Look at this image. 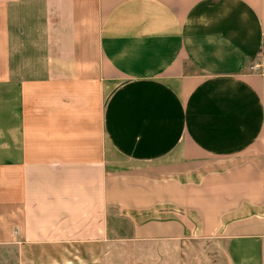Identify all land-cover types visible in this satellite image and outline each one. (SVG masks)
Wrapping results in <instances>:
<instances>
[{"label": "crops", "instance_id": "1", "mask_svg": "<svg viewBox=\"0 0 264 264\" xmlns=\"http://www.w3.org/2000/svg\"><path fill=\"white\" fill-rule=\"evenodd\" d=\"M196 238L264 264V0H0L6 263Z\"/></svg>", "mask_w": 264, "mask_h": 264}, {"label": "rangeland", "instance_id": "2", "mask_svg": "<svg viewBox=\"0 0 264 264\" xmlns=\"http://www.w3.org/2000/svg\"><path fill=\"white\" fill-rule=\"evenodd\" d=\"M256 63L259 62L254 61L253 64ZM123 226L127 231L129 230L125 221ZM126 250L132 252L130 264H226L223 253L224 243L204 238L186 240L170 246H162L161 243L156 242L144 245L132 244ZM4 254L0 246V264H7L3 258Z\"/></svg>", "mask_w": 264, "mask_h": 264}, {"label": "built area", "instance_id": "3", "mask_svg": "<svg viewBox=\"0 0 264 264\" xmlns=\"http://www.w3.org/2000/svg\"><path fill=\"white\" fill-rule=\"evenodd\" d=\"M260 66H261L260 63H256V64H253V63H252V64L249 66V69H251V70L258 69Z\"/></svg>", "mask_w": 264, "mask_h": 264}]
</instances>
